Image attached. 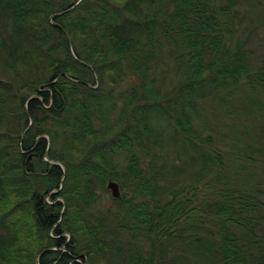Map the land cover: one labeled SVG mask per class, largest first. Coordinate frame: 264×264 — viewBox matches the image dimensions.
Here are the masks:
<instances>
[{"label":"trees","instance_id":"trees-1","mask_svg":"<svg viewBox=\"0 0 264 264\" xmlns=\"http://www.w3.org/2000/svg\"><path fill=\"white\" fill-rule=\"evenodd\" d=\"M0 264H264V0H0Z\"/></svg>","mask_w":264,"mask_h":264},{"label":"water","instance_id":"water-1","mask_svg":"<svg viewBox=\"0 0 264 264\" xmlns=\"http://www.w3.org/2000/svg\"><path fill=\"white\" fill-rule=\"evenodd\" d=\"M39 90H41V87L39 88ZM107 186L111 189L113 196L119 197L121 195L120 184L117 180L110 179Z\"/></svg>","mask_w":264,"mask_h":264},{"label":"rangeland","instance_id":"rangeland-1","mask_svg":"<svg viewBox=\"0 0 264 264\" xmlns=\"http://www.w3.org/2000/svg\"><path fill=\"white\" fill-rule=\"evenodd\" d=\"M120 190L122 191V188L120 187ZM102 196H101V200L103 201V203H111L112 202V192L111 189L109 187H107V190H102ZM78 260H80L82 263L84 262V260L86 259H82V258H78Z\"/></svg>","mask_w":264,"mask_h":264}]
</instances>
